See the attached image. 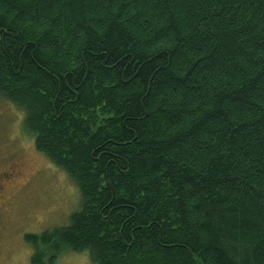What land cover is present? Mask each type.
Instances as JSON below:
<instances>
[{
  "label": "trees",
  "instance_id": "16d2710c",
  "mask_svg": "<svg viewBox=\"0 0 264 264\" xmlns=\"http://www.w3.org/2000/svg\"><path fill=\"white\" fill-rule=\"evenodd\" d=\"M0 98L82 194L33 264H264V0H0Z\"/></svg>",
  "mask_w": 264,
  "mask_h": 264
},
{
  "label": "rangeland",
  "instance_id": "374dc122",
  "mask_svg": "<svg viewBox=\"0 0 264 264\" xmlns=\"http://www.w3.org/2000/svg\"><path fill=\"white\" fill-rule=\"evenodd\" d=\"M20 122L21 112H14L0 98V171L14 173L9 180L3 179L4 190L0 189V264H33V247L25 234L69 224L71 214L82 204L80 189L68 173L51 170L57 165L33 140L18 137ZM52 264L93 261L87 250H66Z\"/></svg>",
  "mask_w": 264,
  "mask_h": 264
},
{
  "label": "flooded vegetation",
  "instance_id": "af4514ba",
  "mask_svg": "<svg viewBox=\"0 0 264 264\" xmlns=\"http://www.w3.org/2000/svg\"><path fill=\"white\" fill-rule=\"evenodd\" d=\"M7 170H8V169H4V170L0 171V182H2L3 179L7 181L8 178L14 176V173H13V172L6 173ZM8 180H9V179H8ZM2 184H3V182L0 183V189H1V190H4V189H2V187H3ZM1 190H0V191H1ZM2 192H3V191H2ZM0 198H3L2 193H0Z\"/></svg>",
  "mask_w": 264,
  "mask_h": 264
}]
</instances>
